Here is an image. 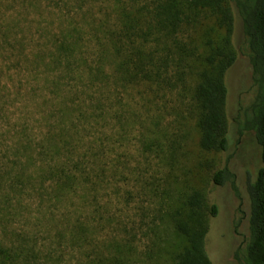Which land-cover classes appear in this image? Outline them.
I'll use <instances>...</instances> for the list:
<instances>
[{
	"label": "trees",
	"instance_id": "16d2710c",
	"mask_svg": "<svg viewBox=\"0 0 264 264\" xmlns=\"http://www.w3.org/2000/svg\"><path fill=\"white\" fill-rule=\"evenodd\" d=\"M60 1L66 11L51 12L54 22L31 17L27 23L29 12L0 10V56L4 47L9 52L1 59L10 55L16 68L42 81L39 94L28 93L45 109L44 118L32 125L27 105L20 104L19 124L0 136V264H140L133 261L134 243L116 241L107 256L94 244L101 207L90 211L88 204L96 202L104 182L99 162H105L107 137L93 143L85 138L94 128L104 131L111 115L121 127L122 117L113 108H130L135 92L139 108L146 110L142 119L152 126L176 113L192 119L201 152H226V75L242 55L250 66L249 96L239 100L233 123L239 136L252 137L264 165V0ZM40 2L29 0L36 9ZM22 33L40 41L28 48L18 38ZM24 96L17 93L15 99ZM3 111L0 103V119ZM156 148L161 152L160 145ZM163 148L171 162L174 143ZM231 180L221 168L209 183ZM247 192V236L234 259L264 264V167L248 181ZM148 195L160 203L149 210V224L140 217L147 242L143 264H212L206 238L216 205L199 190L174 197L152 188ZM23 196L40 200L30 205ZM77 202L90 211L83 221L77 212L58 213L60 204L70 208ZM36 211L35 218L23 220L30 228L12 226L22 214Z\"/></svg>",
	"mask_w": 264,
	"mask_h": 264
},
{
	"label": "rangeland",
	"instance_id": "374dc122",
	"mask_svg": "<svg viewBox=\"0 0 264 264\" xmlns=\"http://www.w3.org/2000/svg\"><path fill=\"white\" fill-rule=\"evenodd\" d=\"M23 1L0 0V10L8 8L12 12H29L31 15L27 17V23L32 22V18L35 20L44 18L48 22H54L51 12L56 14L59 10L66 11L60 0H41L39 4H36L38 9L29 4V0ZM97 2L102 3V0ZM22 34H18V38H23L28 48L34 46L37 39L40 41L38 35ZM240 42L241 32L237 24L234 43L238 46ZM4 48L6 51H2L1 56L9 54L7 47ZM1 56L0 64L3 66V71L0 70V96L5 101L0 100V103L3 106L5 117L0 119V136H4L12 126L19 124L17 119L20 104L27 105L26 109L29 110L28 117L30 118L27 122L32 125H35L40 118H44L43 110L45 109L38 106L40 105V101H37L38 97L34 99L28 93L29 90H36V94H39L42 81L30 77L31 75H28L25 70L16 68L10 55L5 61L1 59ZM226 82L229 136V147L226 152H201L197 146L198 133L193 127L192 119L185 120L178 117L176 113L165 121H161L157 127L152 126L146 122L145 118L142 119L146 110L139 108L141 102L138 95L135 96V92H133L134 99H131L133 101H128L130 108L127 106L122 109L121 106L120 109L113 108V113H120L122 117L121 127L111 115V119L105 124L104 131L94 128L90 132L91 137L85 138L93 143L102 134H106L105 137H107V141L104 142L105 162H99L103 164L102 174L104 176L101 177L104 182L99 184L96 202L90 201L88 204L90 211L96 208L99 210L101 207L98 215H95L97 228L92 234L96 248L99 251L102 250L103 255L107 256L108 252L110 253L109 249L114 242L127 240L135 246L133 261L143 264L147 242L139 229L140 217L142 216L144 222L149 224L153 218V212L149 210L159 209L160 203L155 197L148 195V192L152 188H159L169 194L172 193L175 197L178 192L189 193L192 190H199L207 196L209 203L217 207V215L210 221L206 238V249L211 263L237 264L234 254L243 245L247 236V184L254 178L255 172L264 165L258 157L252 137L239 136L233 123L239 100L249 96L245 93L250 86V66L244 56L239 55L228 70ZM17 93L20 95L23 93L26 97L24 96L23 100L19 101L15 99ZM111 102L112 105L115 104L114 97H111ZM174 106L178 107V102ZM132 111L136 115L132 114ZM12 136L11 134L7 137V141ZM154 139L157 143L153 141ZM169 141L174 143L177 151L171 162L163 148L168 145ZM157 145L162 147L161 152L157 150ZM0 152H4L2 145H0ZM221 168L229 171L232 180L220 186L209 183L212 173ZM27 197L23 196L22 199L24 203L30 205L40 200L35 196ZM46 201L51 202L49 199ZM67 206L68 204L65 206L60 204L58 213L68 212L74 215V212H77L79 219L83 221L85 211L90 212L78 202L73 207L66 208ZM36 213L37 211L30 213V217L27 213L22 214V218L13 222L12 226L17 229L18 227L30 228L31 225L26 226L23 220L35 218ZM126 231H129L128 235ZM105 245L107 246L104 248Z\"/></svg>",
	"mask_w": 264,
	"mask_h": 264
}]
</instances>
